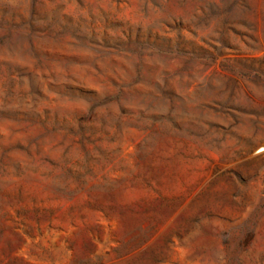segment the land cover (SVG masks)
<instances>
[{"label":"rangeland","instance_id":"1","mask_svg":"<svg viewBox=\"0 0 264 264\" xmlns=\"http://www.w3.org/2000/svg\"><path fill=\"white\" fill-rule=\"evenodd\" d=\"M0 264H264V0H0Z\"/></svg>","mask_w":264,"mask_h":264}]
</instances>
